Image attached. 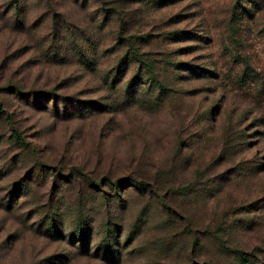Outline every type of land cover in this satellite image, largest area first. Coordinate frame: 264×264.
I'll return each mask as SVG.
<instances>
[{"label": "rangeland", "instance_id": "374dc122", "mask_svg": "<svg viewBox=\"0 0 264 264\" xmlns=\"http://www.w3.org/2000/svg\"><path fill=\"white\" fill-rule=\"evenodd\" d=\"M15 1L0 0V264H264V0H128L143 57L211 72L167 64L162 95L144 77L126 93L135 64L111 85L97 3ZM81 28L98 55L77 54ZM125 176L143 185L104 179Z\"/></svg>", "mask_w": 264, "mask_h": 264}, {"label": "trees", "instance_id": "16d2710c", "mask_svg": "<svg viewBox=\"0 0 264 264\" xmlns=\"http://www.w3.org/2000/svg\"><path fill=\"white\" fill-rule=\"evenodd\" d=\"M74 6H77L81 10H87L94 4H98L96 14L93 18V20L90 21L91 23V30L92 31H104V27L109 26L112 24L114 27H116V30L114 31V45L119 47V53L115 54L113 60H114V71L111 72L108 71L105 76L110 77V83L112 82L114 84V80L118 79L120 75L124 73V69H126L128 64H135L136 69L135 72L131 75V77L128 79V82L126 83V93H129V88L133 84L134 81H138L142 83V78L144 77L145 80H149L153 83H155V88L158 89L157 94L159 95L166 94V91L168 87H163L159 84V75L161 76L165 69V65L172 64L173 67L176 70L179 71H185L193 75H197L198 77H206L207 74H210V71H206L202 68L192 67L184 62H172L170 60H167V58H161L156 59L153 57H143L147 51L143 50L144 47L148 46L152 39L151 33H143V34H133V33H126L127 25H128V14H134V10L138 13V8L133 6V3L131 1H128V9H126L124 4L115 2V0H107V1H101L97 2V0H71ZM125 1V0H123ZM13 7L16 4L15 0H12ZM107 5V6H104ZM93 11V10H92ZM101 15L100 19H97L98 16ZM58 17L62 19V14H58ZM65 21H67L65 19ZM73 23V22H72ZM76 28H79V23H74ZM77 25V26H76ZM92 31H87L83 28H81L79 31L73 30L71 33V38L74 40L76 47H77V54L78 55H88L90 57L98 55V52L101 50H98L97 45L98 43L93 40L91 34ZM168 37V39H180L181 34H186L184 31L181 30H175L171 32L165 33ZM190 37H200L201 35L196 34H190ZM189 37V36H186ZM106 52V51H105ZM158 61V62H157ZM195 68L198 70L196 71ZM144 82V81H143ZM111 83V85H112ZM114 87V85H113ZM153 89V90H154ZM37 93V92H36ZM39 94V93H38ZM44 95H52L50 92H43ZM0 112L2 113V110L0 108ZM11 134L13 136V139L18 142L19 144H24L23 139L19 136V134L12 128ZM105 181L109 184L111 187H118L121 185H132L134 187H139L143 185V182L140 180H136L130 176L120 177L114 180H109V178H104ZM93 185V184H92ZM95 185V184H94ZM49 226H53V224L48 223ZM49 226L47 228H49ZM84 228L80 227V238L81 243L85 244V238L86 234H84L83 231ZM242 254V262L243 264L248 263V259H246Z\"/></svg>", "mask_w": 264, "mask_h": 264}]
</instances>
